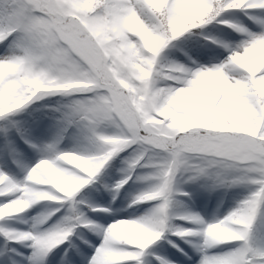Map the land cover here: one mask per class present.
<instances>
[{
  "label": "snow or ice",
  "instance_id": "6c2138e0",
  "mask_svg": "<svg viewBox=\"0 0 264 264\" xmlns=\"http://www.w3.org/2000/svg\"><path fill=\"white\" fill-rule=\"evenodd\" d=\"M231 10L243 13L259 30L230 17ZM210 24L226 25L241 38L204 31ZM200 40L211 43L201 45ZM0 45V206L30 190L52 197L39 202L67 201L34 218L33 229L42 230L0 227L6 240L30 242V264L46 260L81 225L102 234L87 264H143V250L157 240L144 247L113 241L109 227L117 221L96 225L82 206L98 209L76 199L122 153H128L124 176L114 191L133 177L157 186L158 199L146 202H160L140 216L141 223L153 227L147 217L159 206L160 213L167 209L168 222L157 231L203 237L199 264H264V235L258 236L264 217V0H0ZM174 52L187 63L174 58ZM47 95L69 99L53 109L54 137L41 142L35 134L38 110L23 120L13 117ZM65 139L72 140L71 148L60 147ZM20 142L40 158L17 180L4 169L22 167L26 157ZM69 153L92 161L90 171L67 164ZM43 162L75 177L78 190L66 195L36 183ZM137 169L148 173L138 175ZM178 179H206L210 189L243 186L248 194L214 222L205 224L191 212L176 217L204 225L198 232L173 229L168 205ZM137 198L132 204H139L133 203ZM62 210L57 222L44 227ZM236 220L240 224L233 231ZM221 223L232 238L220 240L206 231ZM60 232L68 233L62 242L55 247L46 243ZM227 242L238 243L227 251H211ZM10 262L5 257V264Z\"/></svg>",
  "mask_w": 264,
  "mask_h": 264
},
{
  "label": "clouds",
  "instance_id": "9594fccd",
  "mask_svg": "<svg viewBox=\"0 0 264 264\" xmlns=\"http://www.w3.org/2000/svg\"><path fill=\"white\" fill-rule=\"evenodd\" d=\"M183 28V24H181ZM64 160L70 166L76 167L83 171H90L93 166V162L87 158L77 156L69 153L64 156ZM40 171L35 174V182L39 184H50L58 190L64 192L66 195L71 194L73 191L78 190L80 182L65 172L58 171L54 166L47 162H43L39 165ZM127 181H125L126 183ZM157 186H150L138 194V198L133 203H144L149 200L158 199V193L155 191ZM0 194H3L0 192ZM48 194L42 193L39 190H30L22 194V198H18L9 202L6 205L0 206V217L10 215L14 213L24 212L27 208L31 207L33 203H38L40 200L51 199ZM168 207H171V201ZM159 206L152 209L148 217L153 227H148L141 223L140 217L136 219L119 220L109 227L110 238L119 243H126L128 245H134L138 247H144L149 243L158 240L163 234L156 229L167 226V209L164 213L158 211ZM145 216L142 215L141 217ZM240 224L239 220L233 221L230 226L235 231L236 226ZM214 238L225 240L232 238V231H229L222 223L210 224L207 230ZM68 233L60 232L56 233L50 240L46 241L51 247H55L58 243L62 242L66 238ZM28 233L24 236L27 237Z\"/></svg>",
  "mask_w": 264,
  "mask_h": 264
},
{
  "label": "rangeland",
  "instance_id": "374dc122",
  "mask_svg": "<svg viewBox=\"0 0 264 264\" xmlns=\"http://www.w3.org/2000/svg\"><path fill=\"white\" fill-rule=\"evenodd\" d=\"M245 24L250 29H252L253 31L259 30L257 25L253 26L250 22H245ZM218 33L220 35L229 36V38L234 36L232 33L228 34V33H225L224 31H220ZM0 52H1V50H0ZM173 54H175L174 58L185 62L183 60V55H181L179 52H174ZM201 62L203 63L204 61H201ZM55 131H56V125L49 127L47 124H41L40 125V123H39L35 134H37L36 136H37L39 141L48 142L54 137ZM22 145H23V143H22ZM60 147L63 149L71 148L72 147V140L71 139H65L63 141V143L60 145ZM22 150H23V153L26 157L22 161V165H23V167H21L22 169L21 168L20 169L15 168L12 170L11 166L4 169L5 171L7 170L8 172H10L11 175L14 176L17 180H22L24 175H25V169L30 168L40 158V154L35 152V151H33L32 153L26 154V150H25L24 145L22 146ZM19 170H21V171H19ZM144 172L148 173V171H146L145 169H140L139 174L144 173ZM115 178L116 177L113 176L112 180ZM112 180H111V183L113 182ZM137 183L139 184V186L136 189L139 190L146 183H152V182H144V181L138 180ZM135 184L136 183H133L132 186H135ZM129 192H130V190H129ZM110 195H112V193H111L109 188H106L105 191H99V192H96L94 190L92 192V195H91L92 199H95L98 196L101 197L102 201L100 202V204H101L102 208H107V209L112 210L111 215H103V213L92 215L99 222L100 226L110 225L113 221L120 220L123 218L135 219V218H138V217L146 214L145 209L142 210V208H139V207L137 208L136 205L131 208L129 206L130 204L128 202L125 205L127 209L121 208L120 204L115 205V203L113 201H111V199L109 200ZM214 197L215 196H213V198ZM128 200H131V198H128ZM195 200L197 202L196 204H198L199 202H205L208 199L205 197H201V195H198ZM208 203H209V200H208ZM188 205H194L192 207V211L198 210L197 205H195V203L193 201H189ZM210 205L214 206L212 204H210ZM53 206L54 205H49V204H44L42 206H33L31 211H30V214H27V216H24V217H22V219H19L18 223H16L17 225L15 224L16 226L15 225H13V226H15L16 228H20V227H18V225L22 224L23 229L22 228H20V229H22L23 231L35 232L38 230H42L39 228L33 229L32 225L34 223V218L37 217L39 214L47 213L48 211H50V207H53ZM59 206L60 205H58L56 207H59ZM207 207L209 208V206H207ZM228 207H229V203H227V209H228ZM222 209L223 208H220L219 212L214 211V213L217 214L216 217L223 215L225 213L222 211ZM228 211H229V209H228ZM63 214H64L63 210L61 212H57L56 215L53 216L47 222V224L44 227H47L48 225L57 222L62 217ZM199 215L202 216V219L204 220L205 224H207L209 222H213L216 219L215 215L213 214V211H211L210 209H208L207 211L200 210ZM198 226L200 228H202L204 225H198ZM95 234H96L95 239H90V238H93L92 236H94V235H92V236L86 235V237H85L86 239L90 240V242H91L90 245H83L81 243V239H79L77 247H76V253H75L77 256H73L69 262H64L63 264H69V263L70 264H87L88 259H90V257L94 253L95 246H98L102 240V234H98L97 232H95ZM202 242H203V237L201 236L199 239H197V243H202ZM28 244H30V242H25L24 245H28ZM0 246H1V242H0ZM14 248L17 250V252L20 251L19 255L15 254V264H30L28 257L31 256L33 251H31V252L24 251L23 250L24 248L22 245H17ZM1 249L2 248L0 247V264H5V259H4L3 254L1 253ZM31 250H32V248H31ZM23 252L26 253L25 256H24ZM57 257L58 256H56L52 259L51 264H60L57 262L58 261ZM33 264H42V261L37 260L36 263L33 262Z\"/></svg>",
  "mask_w": 264,
  "mask_h": 264
},
{
  "label": "trees",
  "instance_id": "16d2710c",
  "mask_svg": "<svg viewBox=\"0 0 264 264\" xmlns=\"http://www.w3.org/2000/svg\"><path fill=\"white\" fill-rule=\"evenodd\" d=\"M205 27L206 26H204L203 29ZM195 31H200V30L198 29V30H195ZM47 96H50V99L43 100V98H45ZM47 96H44L42 99L35 100L32 103V104L35 103V105L32 106V107H30L29 111H31V110H33L35 108H44L43 111L45 112V114L55 115V114H53L55 112L50 111L51 110V107H54L55 108V107L59 106L62 103H66L67 100L69 99L67 97H62L61 95H47ZM52 96L54 97V99H51V98H53ZM20 114H21V112L19 114L15 115L13 118L16 119ZM178 180L180 181V179H178ZM178 180L173 185V191H172V196H171V198H172V202H171L172 207H170V209H169V215L171 217L170 221H172V227L174 229L175 228H184V229H186L185 226L182 225L178 221V219L176 218L178 215H181L182 214L181 213V210L182 209H179L178 207H179L180 204H182V202H181V200H180L179 197L181 195H183V193H184ZM208 183L209 182L206 179H201V180L198 181V185L203 186V187H206V188H207L206 185ZM85 187L83 189H81V191L79 193H77L76 199H81L82 198V194L84 192ZM232 188L235 189L238 192V195L240 196L241 199L248 194V189L246 187H243V186H235V187H232ZM3 199L4 198H0V201H2ZM41 202H45V201H41ZM57 202L58 203H63V204L67 203V201H57ZM154 206L155 205H151L149 207L151 209ZM11 218L12 217L5 218L4 220L0 221V227H6V225L8 224V221ZM261 220H262V217H261ZM261 232H262V230H261L260 225H259V232H258V234L261 233ZM236 243H238V242H227V243H224V244H228V245H231L232 244L233 245V244H236ZM224 244H221V245H224ZM151 246L152 245H150L147 249L143 250L144 254L150 251ZM218 246H220V245H218Z\"/></svg>",
  "mask_w": 264,
  "mask_h": 264
},
{
  "label": "bare ground",
  "instance_id": "6f19581e",
  "mask_svg": "<svg viewBox=\"0 0 264 264\" xmlns=\"http://www.w3.org/2000/svg\"><path fill=\"white\" fill-rule=\"evenodd\" d=\"M115 174H117V172L115 173ZM149 184V183H148ZM149 210H146V213L148 212ZM143 214V213H142ZM126 219H131V218H126ZM178 221L180 222V220L178 219ZM221 251V250H220ZM219 251V252H220ZM156 252V251H155ZM151 253H154V246H153V244H152V246H151V249H150V251L149 252H147V253H145L144 255H143V257H146L147 255H149V254H151ZM142 257V258H143Z\"/></svg>",
  "mask_w": 264,
  "mask_h": 264
}]
</instances>
